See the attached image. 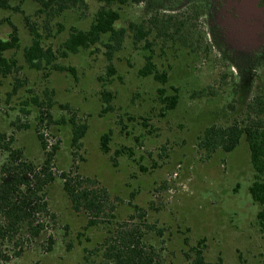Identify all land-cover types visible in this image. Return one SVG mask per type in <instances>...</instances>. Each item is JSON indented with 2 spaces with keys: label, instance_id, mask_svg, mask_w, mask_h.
Segmentation results:
<instances>
[{
  "label": "rangeland",
  "instance_id": "obj_1",
  "mask_svg": "<svg viewBox=\"0 0 264 264\" xmlns=\"http://www.w3.org/2000/svg\"><path fill=\"white\" fill-rule=\"evenodd\" d=\"M210 1L209 13L203 0L112 6L120 13L116 28L127 33L111 59L103 44L61 57L69 33L90 28L102 5L97 0L56 18L32 2L0 10V37L9 39L15 28L21 39L18 51L6 53L16 71L0 76V134L12 137L20 161L36 170L55 152V180L38 193L48 213L36 214L35 224L44 229L35 237L22 224L2 241L9 259L0 264H114L105 256L106 240L112 232L114 242L121 229L135 234L154 264H192L196 250L212 264H264L245 138L230 153L208 152L198 142L212 125L264 118L251 109L264 95V0ZM29 24L54 50L55 62L75 74L30 68L24 59ZM130 24L147 36L136 40ZM148 60L166 74L164 85L142 75ZM175 94L177 105L167 110L163 99ZM71 120L87 125L81 147L72 143ZM107 133L105 154L100 142ZM7 160L1 150L0 171ZM63 173L96 180L108 191L105 216L95 225L73 210Z\"/></svg>",
  "mask_w": 264,
  "mask_h": 264
},
{
  "label": "trees",
  "instance_id": "obj_2",
  "mask_svg": "<svg viewBox=\"0 0 264 264\" xmlns=\"http://www.w3.org/2000/svg\"><path fill=\"white\" fill-rule=\"evenodd\" d=\"M15 1L20 4L35 3L40 14L55 18L72 8L81 7L85 3V0H0V10L11 8L12 3ZM97 1L102 5L90 28L87 31L73 29L62 44L61 57L66 58L69 54H78L81 50L103 44L108 49V56L111 59L112 54L121 49L127 33L124 28H116L120 13L118 10H114L112 6H124L128 2L139 4L147 0ZM129 28L135 34L136 40L147 36V33L136 24H130ZM29 30L31 44L24 49V59L30 68L37 71L41 69L56 72L69 71L75 74L74 69L64 68L55 62L54 50L43 45L42 35L31 24H29ZM105 38H107L106 42H104ZM20 41L18 31L15 28L9 39L4 40L0 37V76L5 78L16 71L17 61L14 56H7L6 53L18 51ZM153 67L151 60H148L141 72L142 75H152L157 82L164 85L167 82L166 74L154 71ZM158 92L164 95L165 90L159 88ZM103 95L106 103L109 104L112 98L111 94L105 92ZM263 98L257 96L255 105L251 108L253 112L257 113V116L264 114ZM163 102L167 110H173L177 105L178 96L176 94L166 96ZM260 118L246 126L238 123L227 127L212 125L204 130L198 142L199 147L208 152L212 153L217 149H222L224 152L230 153L240 144L241 138H245L249 146L251 164L255 173L249 193L253 201L261 208L257 214V221L261 232L264 234V118L263 120ZM71 124L73 125L72 143L74 147H81V141L87 132V125L78 124L74 120H71ZM40 141L43 143L42 140ZM109 142L110 135L108 133L104 134L101 137L100 147L105 154L110 151ZM12 145V137L8 138L5 134H0V151L8 153V160L2 165L0 171V216L4 219L3 225H0V262H7V259H9V256L3 254L2 241L16 236L22 224L27 223L29 233L35 237L44 229L43 224H35L36 214L48 213L47 204L38 193L43 192L44 188L55 180L50 170L54 150L47 153L42 169L36 170L31 164L20 161L22 152L19 149L12 148ZM43 148L46 149L45 144H43ZM61 178L64 191L73 210L86 213L90 218L89 225H95L101 217L105 216L109 194L96 180L80 178V176L71 178L69 173H63ZM109 234L112 236H109L106 240L105 256L114 264H154L153 255L140 245V240L136 238L133 232L123 229L118 230L114 242L110 239H114V234L112 232H109ZM52 241L51 239V243H53ZM192 264L212 263L205 260L201 250H196Z\"/></svg>",
  "mask_w": 264,
  "mask_h": 264
},
{
  "label": "flooded vegetation",
  "instance_id": "obj_3",
  "mask_svg": "<svg viewBox=\"0 0 264 264\" xmlns=\"http://www.w3.org/2000/svg\"><path fill=\"white\" fill-rule=\"evenodd\" d=\"M204 6L207 8L208 13L212 10L213 5L210 0H203Z\"/></svg>",
  "mask_w": 264,
  "mask_h": 264
}]
</instances>
